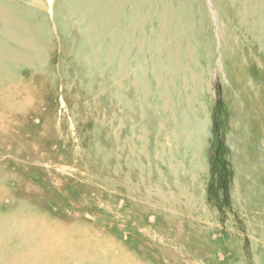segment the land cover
Instances as JSON below:
<instances>
[{
  "label": "rangeland",
  "instance_id": "rangeland-1",
  "mask_svg": "<svg viewBox=\"0 0 264 264\" xmlns=\"http://www.w3.org/2000/svg\"><path fill=\"white\" fill-rule=\"evenodd\" d=\"M0 106V264H264V0H0Z\"/></svg>",
  "mask_w": 264,
  "mask_h": 264
},
{
  "label": "bare ground",
  "instance_id": "bare-ground-1",
  "mask_svg": "<svg viewBox=\"0 0 264 264\" xmlns=\"http://www.w3.org/2000/svg\"><path fill=\"white\" fill-rule=\"evenodd\" d=\"M16 95V94H15ZM14 97V96H13ZM10 99V98H9ZM8 103V102H7ZM1 107V106H0ZM19 107V106H18ZM21 217V216H20ZM35 225V224H34ZM7 226V225H6ZM15 226H16V224H15ZM1 227V226H0ZM25 227V226H24ZM6 228V227H5ZM3 229V228H2ZM9 229V228H8ZM21 229V228H20ZM28 229V228H27ZM22 230H24V229H22ZM29 232V231H28ZM14 233V232H13ZM43 233V235L41 236L43 239H47V238H49V237H53V239H60L59 238V236H62V235H52L51 233L50 234H47V233H45V232H42ZM27 234V233H26ZM38 234V233H37ZM60 234V233H59ZM23 236V235H22ZM65 236V235H64ZM55 237V238H54ZM35 239V238H34ZM52 239V238H51ZM62 239H64V238H62ZM3 240V239H2ZM26 240H27V238H26ZM33 240V239H32ZM57 240H53L51 243H49V244H53L54 245V243L56 242ZM59 241V240H58ZM28 242H30V241H28ZM60 242V241H59ZM61 243V242H60ZM39 244V243H38ZM30 246V245H29ZM50 246H52V245H50ZM56 246V245H55ZM66 246H67V244H66ZM65 246V247H66ZM25 247V246H24ZM57 247V246H56ZM61 247H63L62 245L60 246V248ZM31 248V247H30ZM35 248V247H34ZM41 248V247H40ZM47 248V247H46ZM55 248V247H54ZM54 248L53 249H51V251H49V252H54V253H56L55 251H56V249L54 250ZM32 249V248H31ZM50 249V248H49ZM59 249V248H58ZM17 250V249H16ZM30 250V249H29ZM62 251H63V249H61ZM15 251V250H14ZM18 251V250H17ZM46 251V250H45ZM26 252V251H25ZM25 252H23V253H25ZM43 253V252H42ZM46 254V253H45ZM44 253H43V255H45ZM25 255V254H24ZM37 256V255H36ZM47 256V255H46ZM48 256H49V253H48ZM47 256V257H48ZM45 257V256H44ZM28 259H29V257H28ZM41 259V258H40ZM47 259V258H46ZM49 259V258H48ZM14 262V261H13ZM34 262H36V261H34ZM45 262H46V260H45ZM31 263H32V261H31ZM47 263V262H46Z\"/></svg>",
  "mask_w": 264,
  "mask_h": 264
}]
</instances>
